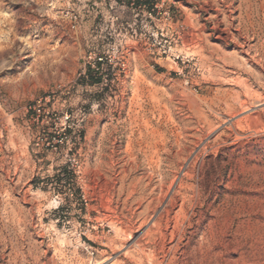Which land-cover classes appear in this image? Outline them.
I'll return each mask as SVG.
<instances>
[{
  "label": "rangeland",
  "instance_id": "rangeland-1",
  "mask_svg": "<svg viewBox=\"0 0 264 264\" xmlns=\"http://www.w3.org/2000/svg\"><path fill=\"white\" fill-rule=\"evenodd\" d=\"M149 1L0 0V264H184L200 247L264 264V118L225 132L211 108L247 78L214 61L241 17L264 47V0ZM263 61L246 66L262 97Z\"/></svg>",
  "mask_w": 264,
  "mask_h": 264
},
{
  "label": "bare ground",
  "instance_id": "bare-ground-1",
  "mask_svg": "<svg viewBox=\"0 0 264 264\" xmlns=\"http://www.w3.org/2000/svg\"><path fill=\"white\" fill-rule=\"evenodd\" d=\"M249 1V0H248ZM247 1V2H248ZM242 2V1H241ZM240 2V3H241ZM239 3V4H240ZM246 3V2H245ZM250 3V2H249ZM232 5V4H231ZM241 6V5H240ZM252 6V4H251ZM230 7V6H229ZM243 8V7H242ZM241 8V10H242ZM231 9V8H230ZM238 9V7H237ZM247 9V6L246 8ZM239 10V9H238ZM249 10V9H247ZM231 11V10H230ZM234 11V10H233ZM232 12V11H231ZM233 13V12H232ZM243 13V12H242ZM254 13V12H253ZM225 14V13H224ZM241 14V13H240ZM256 17V15H255ZM230 18V17H229ZM239 18V17H238ZM226 19V18H225ZM227 22V21H226ZM258 22V21H257ZM191 23V22H190ZM189 23V26H192L190 25ZM259 23V22H258ZM192 24V23H191ZM258 25V24H257ZM240 28H244V30L246 31V37L243 38V41L242 42H239L237 40V37L235 36H232L231 39L233 40L234 42V46H235V56H233V58L227 56V55H222L221 56H216V58H214L215 62H217L218 64H221V69H225V68H231L232 71H240L242 72L243 74L242 75H246L247 78L245 77V79L243 78L242 80H239L235 83L238 84V91H234L232 92L230 95H227L225 97H222V98H219V99H216L214 101H212L211 103V108H215L216 110L218 109V111H221L219 115V119H220V122L222 123V127H224V131H233V132H236L237 129H240V127H242L243 124H246L250 121H261L263 118H264V109H260L258 111L254 110L256 107H261L262 105H264V97L260 96V95H257L255 92L252 91L253 88H250L251 83L248 84V80L249 78L251 77H255L256 80L258 81H261V72L257 71V72H252V70H247L246 69V66H251V68L254 66H257V67H260L262 61L264 60V47L262 45H253V37L255 36L254 35V24L252 23L250 17L248 15H245L243 17H241V21H240ZM242 26V27H241ZM192 27H195V26H192ZM191 27V28H192ZM233 27V26H232ZM261 27V26H260ZM259 27V28H260ZM195 30H196V27H195ZM237 32H239V30L237 29L236 30ZM194 32V31H193ZM249 32H253V35H252V38H248L247 34H249ZM258 32V31H257ZM242 34V33H241ZM252 34V33H251ZM245 35V34H244ZM203 37V36H201ZM241 37V36H240ZM259 37V36H258ZM262 37V36H261ZM240 39V38H239ZM260 39V38H259ZM264 39V38H263ZM261 41V40H260ZM200 41H198L199 43ZM252 43V44H251ZM259 43V42H258ZM202 45V44H201ZM195 47V46H194ZM203 47V46H202ZM201 47V48H202ZM194 50V49H193ZM205 51V50H204ZM202 52V51H201ZM213 52V51H212ZM206 53V52H205ZM211 53V52H210ZM214 53V52H213ZM221 53V51H220ZM226 54V52H224ZM209 54V53H208ZM207 54V55H208ZM205 55V54H204ZM215 55V54H214ZM213 55V56H214ZM218 55V54H217ZM241 56L240 59L237 57V56ZM206 60H212L213 61V58L212 57H209V58H206ZM208 62V61H207ZM264 62V61H263ZM212 63V62H210ZM216 63V64H217ZM214 64V63H213ZM217 64V65H218ZM207 65V63H206ZM211 66V65H210ZM219 66V65H218ZM213 67V65H212ZM252 68V69H253ZM250 69V68H249ZM221 70V71H222ZM255 71V70H254ZM230 72V70L228 71ZM214 73V72H213ZM210 76H212V74ZM217 73V72H215ZM223 73V72H222ZM233 74V73H232ZM236 74V73H235ZM238 74V73H237ZM236 74V75H237ZM221 75V74H220ZM225 75V74H224ZM240 75V74H239ZM217 76V75H215ZM219 76V75H218ZM226 76V75H225ZM238 76V75H237ZM218 78V77H217ZM240 78V77H239ZM242 78V77H241ZM263 78V77H262ZM232 79V78H231ZM228 80V82H232L234 83V80ZM237 79V78H236ZM252 79V78H251ZM225 80V79H224ZM253 80V79H252ZM224 82V81H223ZM226 83H228L226 80H225ZM255 82V81H254ZM231 83V84H232ZM234 83V84H235ZM229 84V83H228ZM230 84V85H231ZM263 84V83H261ZM236 85V84H235ZM235 87V86H234ZM235 90V89H233ZM226 92V91H225ZM229 92V91H228ZM217 97V96H216ZM211 102V101H210ZM209 102V103H210ZM207 103V102H206ZM210 107V106H209ZM207 108V107H206ZM210 108V109H211ZM209 109V108H208ZM209 109V110H210ZM212 111L214 109H211ZM208 112V110H207ZM214 113V112H213ZM218 113V112H217ZM215 114V113H214ZM205 115V114H204ZM208 115V114H207ZM210 116V115H209ZM216 117V115H214ZM202 117V116H201ZM207 117V116H206ZM214 117V118H215ZM205 119V116L203 117ZM201 118V119H203ZM264 120V119H263ZM216 121V120H215ZM205 123H207L206 125L208 126L207 130L209 131L208 134H210L213 130L211 124H210V121H208L207 119V122L206 121H203ZM214 122V121H213ZM212 122V123H213ZM252 123V122H251ZM257 124V123H256ZM250 126V124H249ZM217 130V129H215ZM221 132V131H220ZM241 132V131H240ZM219 133V132H218ZM212 134V133H211ZM233 134V133H232ZM220 136V135H219ZM215 137V136H214ZM221 137V136H220ZM235 137V136H234ZM238 139V138H237ZM213 141V140H212ZM218 141V140H216ZM215 142V141H214ZM204 149V148H203ZM159 159V158H158ZM161 171V170H160ZM162 176V175H161ZM125 178V177H124ZM165 178V177H164ZM182 178V177H181ZM162 179V178H161ZM179 179V178H178ZM123 181V180H122ZM174 182V181H173ZM182 182V181H180ZM132 183V182H131ZM183 183V182H182ZM122 184V182H121ZM181 184V183H180ZM130 185V184H128ZM136 184L135 183H132L130 186H129V192H128V195L129 196H134V195H137L139 194L140 196V200H144L147 196L142 192V193H137V190H136ZM170 186V185H169ZM175 188V187H174ZM180 188V187H179ZM126 190V188H123ZM177 189V188H176ZM122 189H120V192H121ZM151 192V191H150ZM159 192H161V185L159 186ZM167 192V191H166ZM146 193V192H145ZM176 192H174L175 194ZM126 194V193H125ZM153 194V193H152ZM150 194V195H152ZM161 194V193H160ZM173 194V193H172ZM127 195V196H128ZM168 195V194H167ZM138 196V197H139ZM166 196V195H165ZM172 196L173 195H170L165 203V205L163 206L161 212H164V213H167L168 210H167V206H169L171 204V199H172ZM184 196V195H183ZM182 196V197H183ZM153 197V196H152ZM175 197V195L173 196ZM148 199V198H147ZM154 199V198H153ZM156 199V198H155ZM182 199V198H181ZM130 200V199H129ZM137 200V199H136ZM174 201V199H172ZM135 201V200H134ZM159 201V198L156 199V202ZM184 201V200H183ZM183 201H181L183 203ZM139 202V201H138ZM154 200H152L150 202V204H153ZM186 202V200H185ZM181 203V204H182ZM150 204H148L150 206ZM146 206V205H145ZM148 207V206H147ZM151 207V206H150ZM149 207V208H150ZM148 209V208H147ZM152 209V208H151ZM150 211V209H149ZM180 211V209H179ZM161 212L157 215V217H159V215L161 214ZM163 213V214H164ZM153 214V213H152ZM178 215V214H177ZM145 216V215H144ZM143 216V217H144ZM147 216V214H146ZM150 216V215H149ZM162 216V215H161ZM168 217V216H167ZM160 219V218H159ZM155 221V220H153ZM161 222V221H160ZM158 223V222H157ZM154 224V222L152 223V225ZM181 224V223H180ZM150 226V225H149ZM160 226V224H159ZM182 226V225H181ZM149 228V227H148ZM152 229V228H150ZM151 231V230H150ZM179 232V231H178ZM153 233V232H152ZM155 233V232H154ZM178 234V233H177ZM180 235V234H179ZM151 236V235H150ZM149 236V237H150ZM173 236V235H172ZM171 236V237H172ZM175 236V235H174ZM171 241V240H170ZM178 242V241H177ZM180 242V241H179ZM214 242V241H213ZM176 243V242H175ZM180 244V243H179ZM205 244V242H204ZM140 245L137 244V246ZM202 246V245H201ZM154 247V246H152ZM175 247V245H174ZM177 248V247H176ZM211 248V247H210ZM141 249V248H140ZM174 249V248H173ZM172 249V250H173ZM179 249V248H178ZM142 250H144L142 248ZM141 250V251H142ZM134 251V250H133ZM131 250V252H133ZM138 251V250H137ZM174 251V250H173ZM172 251V252H173ZM131 252H124L123 253V258L126 259V260H129L130 262H135L136 264H143L144 260H143V257L141 256H135L133 255V253ZM158 252V251H157ZM167 252V251H166ZM143 253V252H141ZM151 253V252H150ZM165 254V253H164ZM156 255V254H155ZM154 256V255H152ZM160 256V255H159ZM164 256V255H163ZM174 256V255H173ZM203 256V248L201 249H198L194 252V253H191L190 255L186 256L187 257V260L184 261V264H188L187 262L190 261L191 264H204L205 260L204 258L202 257ZM152 258V257H151ZM160 258V257H159ZM165 258V257H163ZM175 258V257H174ZM145 259V258H144ZM148 259V258H147ZM158 259V258H157ZM173 259V258H172ZM181 259V258H180ZM159 260V259H158ZM164 260V259H163ZM149 261V259H148ZM173 261H169L168 263L166 264H172ZM176 263V261H175ZM181 263V262H179ZM152 264V263H151ZM157 264H162V263H159L157 261ZM208 264V262H207Z\"/></svg>",
  "mask_w": 264,
  "mask_h": 264
},
{
  "label": "trees",
  "instance_id": "trees-1",
  "mask_svg": "<svg viewBox=\"0 0 264 264\" xmlns=\"http://www.w3.org/2000/svg\"><path fill=\"white\" fill-rule=\"evenodd\" d=\"M114 2L116 3H122V2H126V3H131L134 2V3H137L139 5H143L144 7H149V4H150V1L149 0H113ZM100 61L96 62V65L99 67L100 66Z\"/></svg>",
  "mask_w": 264,
  "mask_h": 264
}]
</instances>
